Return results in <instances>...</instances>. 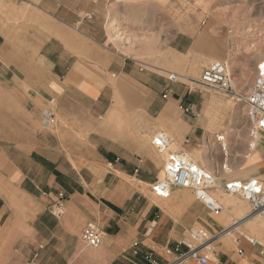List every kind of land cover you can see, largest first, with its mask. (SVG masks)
Listing matches in <instances>:
<instances>
[{
    "label": "crops",
    "instance_id": "0c3cea01",
    "mask_svg": "<svg viewBox=\"0 0 264 264\" xmlns=\"http://www.w3.org/2000/svg\"><path fill=\"white\" fill-rule=\"evenodd\" d=\"M29 2L27 4L39 11L44 22H49V25L51 21L58 19L66 25H74L76 22L79 25L83 22L77 20L83 10L77 9L74 4L64 7L58 6L56 0ZM60 9L62 11L59 13L63 16L58 15ZM56 31L55 26L52 32ZM99 35L102 42L98 47L90 46L95 42L87 29L79 31L80 40L65 33L66 41L63 43L50 35L43 36L41 45L36 46L34 42L21 41L20 37L12 40L0 33V171L8 178L2 181L0 187V218L8 214L11 195L5 184L8 181L17 186H13L17 189L16 193L27 200L28 206L32 208L36 220L32 222V228L43 231L46 227L36 217H49L54 229L46 230L56 231L52 235L54 244L65 249L76 247L75 256L71 257L72 263L134 264V245L141 257L150 254L157 264L171 263L180 253L185 252L184 246L179 247V252L175 249L190 229L199 227L209 235H214L230 225L231 220L228 221L227 218L233 217L231 214L208 213L194 199L185 201L182 193L178 192L180 189L170 192L169 198L172 196V199L169 202L153 197L149 186L158 178L157 172H161L162 164L157 165L150 153L138 154L139 149L130 138H118L102 132L97 122L113 110L111 105L115 91L108 79L95 74L92 67L116 77L124 76L130 88L123 90L121 99H147L145 111L153 112L154 99L172 98L162 97L170 84L167 79L144 71L134 59L120 57L112 50L115 44L108 41V32L104 28L100 27ZM78 56L82 58L79 59ZM153 68H156L155 71L164 69ZM51 98L56 102L55 124L45 128L41 125L42 112L48 107ZM166 108L167 106H163V109L159 107L161 112L155 113H162L163 116ZM57 115L61 121L74 126L76 132L79 130L85 136L86 154L69 161L67 152L58 141L57 134L61 128ZM35 124L45 131L32 128ZM193 127V132L202 129L197 125ZM197 135L198 138L193 140L198 143L194 145L199 147L201 140L198 133ZM251 140H254L253 149ZM251 140L247 145V152L252 157H244L242 160L238 180H264V131ZM193 149L195 150L194 147ZM61 164L67 168L61 171ZM204 169L210 170L208 167ZM232 171L229 168V172ZM55 172L61 174L58 180ZM232 179L220 177L216 184L222 190L224 182ZM59 183L78 184L82 187L83 194L76 191L77 187L67 190L60 187ZM114 188L122 191L128 199L135 195L141 197L144 204L142 212L130 218L123 225V230L110 233L103 231L104 221L100 216L102 213L99 204L92 201L87 193L96 199L105 192L111 193ZM57 191L66 194L60 217L51 214ZM24 206L23 202L20 208ZM232 210L230 208L228 212ZM235 210L242 211L238 208ZM247 213L240 214L239 218ZM254 218L244 220L231 232L234 234L237 230L246 229L256 221L257 218ZM90 222L101 230L102 244L96 249L84 248L77 251V238ZM9 228L7 220L4 224L1 221L0 236ZM16 229L24 230L19 226ZM228 234L212 242V256H209L207 264H264V245L260 243L259 247H252L239 233L240 242L235 239L224 240ZM46 243L48 244L47 241L45 245ZM39 247L42 248L41 245ZM238 248L243 251L241 257L236 253ZM179 264L200 263L186 258Z\"/></svg>",
    "mask_w": 264,
    "mask_h": 264
},
{
    "label": "rangeland",
    "instance_id": "374dc122",
    "mask_svg": "<svg viewBox=\"0 0 264 264\" xmlns=\"http://www.w3.org/2000/svg\"><path fill=\"white\" fill-rule=\"evenodd\" d=\"M29 1L34 0H0V33L12 40L20 37L21 41H31L39 46L43 36L53 35L65 43V33L80 40L79 31L87 29L95 42L90 46L98 47L102 42L99 37L100 27L108 32V41L121 27L123 29L119 30L120 39L112 48L114 52L120 57L134 59L144 71L153 72L164 79L170 74L176 75L177 82L165 88L172 89V93L168 95L172 99H154L153 112H150L145 111L147 99H121L123 90L130 88L124 76L116 77L92 67L95 74L108 79L109 85L115 91L111 105L113 110L97 122L103 133L118 138H130L139 149L138 154L150 153L157 165H161L164 155L152 149L150 142L157 134L166 133L169 139L178 138V147L171 146L172 149L168 151L184 153L185 149L193 151L194 147V152L203 156V160H198L202 169L208 167L216 172L218 179H238L242 160L244 157H252L247 152V145L253 138L249 136L245 105L215 91H199L195 81L199 79L204 67L212 62H222L231 72L238 95L247 93L256 76V65L264 62V0H56L58 6L71 7L74 4L77 9L81 8L83 13L77 20H83V24L78 25L76 22L74 25H66L58 19L51 21V26L49 22H44L39 11L27 4ZM59 11L62 9L58 10V15L63 16ZM85 21L87 22L84 23ZM55 26L57 31L53 33L52 28ZM77 28L79 30H76ZM233 41L239 44L240 50L234 54H225V46ZM153 67L164 69L155 71L156 68ZM177 96L179 99H173ZM188 105L194 107V115L185 111ZM163 106H167L165 115L155 113L161 112ZM54 112H57L56 107ZM57 120L61 128L57 134L58 141L61 148L67 152L69 161L86 154L85 136L79 130L76 132L74 126L61 121L58 115ZM193 125L202 129L193 132ZM34 126L32 128L45 131L38 124ZM197 133L201 140L199 147L194 145L198 143L193 140L198 138ZM218 136L224 137L225 141L222 142H225L226 151H223L220 142L216 141ZM223 166L233 171L223 174ZM61 167V171L67 168L62 164ZM160 173L162 171L157 172ZM55 174L58 180L61 174ZM5 184L11 195L8 214L3 215L0 222L4 224L7 220L10 228L0 236V264H74L71 257L75 256L76 247L65 249L54 244L52 235L56 231L46 230L54 229L49 217H36L37 221H41L46 227L43 231L32 228L31 224L36 220L28 201L16 193V185L8 181ZM58 185L67 190L77 187L76 191L83 194V189L78 184ZM149 191L156 197L151 191V186ZM57 192V195L61 193L64 197L65 192ZM178 192L182 193L185 201L194 199L187 189H180ZM219 193H223L221 196H224L225 200L223 214L239 218L240 214L249 211L244 201L237 196L225 195L216 184L212 195L217 199ZM87 196L99 204L102 213L100 216L104 221L103 231L110 233L123 230V225L128 223L130 218L142 212L144 204L141 197L135 195L128 199L122 191L115 188L111 193L105 192L96 199L88 193ZM171 199L172 196L165 199V202ZM23 202L25 206L20 208ZM240 203L243 205L242 211L236 212V208L240 209ZM230 208L233 209L232 212H228ZM17 226L23 227L24 230L17 231ZM227 233L229 234L224 240L239 238V233L242 236L257 238L264 245V215L259 216L244 230H237L234 234L227 231L225 234ZM81 236L82 233L76 241L77 251L88 249ZM45 241L48 242L47 245ZM133 250H137V247H133ZM143 257L138 253L134 264H143Z\"/></svg>",
    "mask_w": 264,
    "mask_h": 264
},
{
    "label": "built area",
    "instance_id": "2783aa9c",
    "mask_svg": "<svg viewBox=\"0 0 264 264\" xmlns=\"http://www.w3.org/2000/svg\"><path fill=\"white\" fill-rule=\"evenodd\" d=\"M261 65H264V62L256 65L254 81L247 93L241 96L236 92L231 72L226 64L222 62H212L204 67L199 79L195 81L199 91H215L236 99L237 102L244 103L251 138H255L258 133L264 131V69L261 68ZM167 81L170 84L176 83V75L170 74ZM171 93L172 89L168 88L164 91L162 97L166 98ZM54 107L55 100L51 98L48 101V107L42 112L41 125L45 128L52 127L55 124ZM185 111L192 115L195 114L194 107L191 105H188ZM156 136L152 138L150 145L158 154L163 155L166 153V157L162 159L161 163L163 178H157L151 185L152 193L158 198L168 199L172 190L187 189L192 193L194 200L201 204L208 213H223V205L212 195V190L215 189L218 179L216 172H206L187 160L181 151H168L169 138L163 134H157ZM222 190L244 201L249 208L248 213L240 218H231L230 225L214 235H209L203 229H190L175 249L176 252H179V247L184 246L186 248L185 252L180 253L176 260L167 264H179L186 258L195 259L200 264H207L209 255L213 251L209 248V245L214 240L222 237L227 231H232L244 220L255 215L264 214V181L258 178L232 179L224 182ZM63 198L61 193L56 196V201L51 210L54 217H60L63 214ZM81 238L85 246L91 249L98 248L103 241L101 230L91 222L85 225ZM242 239L252 247L260 246L257 238L242 236ZM235 241L240 242V239L235 238ZM135 247L136 245H134ZM236 253L240 257L243 255V251L239 248ZM137 254V250H134L133 255L137 256ZM143 259V264H157L150 254H145Z\"/></svg>",
    "mask_w": 264,
    "mask_h": 264
},
{
    "label": "bare ground",
    "instance_id": "6f19581e",
    "mask_svg": "<svg viewBox=\"0 0 264 264\" xmlns=\"http://www.w3.org/2000/svg\"><path fill=\"white\" fill-rule=\"evenodd\" d=\"M111 24L113 25L114 23L113 22H111ZM123 28H121V27H119L118 29H117V34H114V36H111L110 38H109V41H110V43H114L115 45H117L116 43L118 42V40L120 39V35H121V33L119 32V30L121 31ZM240 50V46H239V44L238 43H236V42H231V43H229L227 46H225V49L223 50V52L225 53V54H234V53H236V52H238ZM159 134H163V135H167L166 133H159ZM168 136V135H167ZM166 136V137H167ZM157 137V136H156ZM256 137H257V135H256ZM255 137V138H256ZM255 138H253V139H255ZM170 140V145H169V147L167 148V150H169L170 148H171V146H174V147H178V145H177V143H178V138L177 139H174V138H170L169 139ZM216 141H218V142H220L219 143V145L223 148L222 150L223 151H226V145H225V142H222V141H225V139H224V137L223 136H218L217 138H216ZM250 145H251V149H253L254 148V140H251L250 141ZM172 149V148H171ZM170 149V150H171ZM166 150V151H167ZM194 151H196V150H187V149H185V151H184V155H185V157H186V159L187 160H189L190 162H192L193 164H195V165H197L198 167H200V164H199V162H198V160L199 159H202V154L201 153H195ZM165 153V152H164ZM164 156H163V159H165V157H166V153L165 154H163ZM206 172H210V173H212V172H214V171H211V170H208V169H204ZM229 171V167H227V166H223V171H222V173L223 174H227V173H229L228 172ZM158 178H160V179H162L163 178V174L162 173H160L159 175H158ZM8 178H7V175L3 172V171H0V187L2 186V181H5V180H7ZM223 191V190H222ZM227 193H225V195H226ZM219 197H217V200H219V202L223 205V202H225V200H224V196H221V195H223V193L221 194V193H219ZM227 196H234V195H229V194H227ZM222 201V202H221ZM239 205V207H240V209L241 208H243V205H241V203L240 204H238ZM224 209V208H223ZM240 211V210H239ZM225 212V211H224ZM264 215V214H263ZM259 216H262V215H255V216H253V217H255V218H258ZM252 218V217H251ZM254 218V219H255ZM225 235V234H224ZM211 246H212V244H210L209 245V248L210 249H212L211 248Z\"/></svg>",
    "mask_w": 264,
    "mask_h": 264
},
{
    "label": "snow or ice",
    "instance_id": "6c2138e0",
    "mask_svg": "<svg viewBox=\"0 0 264 264\" xmlns=\"http://www.w3.org/2000/svg\"><path fill=\"white\" fill-rule=\"evenodd\" d=\"M261 68L264 69V65H261Z\"/></svg>",
    "mask_w": 264,
    "mask_h": 264
}]
</instances>
